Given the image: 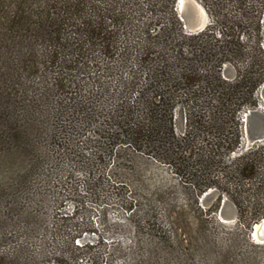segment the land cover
I'll return each mask as SVG.
<instances>
[{
	"label": "trees",
	"instance_id": "trees-1",
	"mask_svg": "<svg viewBox=\"0 0 264 264\" xmlns=\"http://www.w3.org/2000/svg\"><path fill=\"white\" fill-rule=\"evenodd\" d=\"M200 1L211 22L189 33L177 0H0V159L22 154L36 170L58 128L94 124L92 190L104 158L147 150L194 182L198 199L219 189L208 213L226 195L250 230L264 218V142L241 149L242 113L264 83V0ZM91 100L108 110L89 113ZM74 239L63 243L71 260L96 247Z\"/></svg>",
	"mask_w": 264,
	"mask_h": 264
},
{
	"label": "rangeland",
	"instance_id": "rangeland-1",
	"mask_svg": "<svg viewBox=\"0 0 264 264\" xmlns=\"http://www.w3.org/2000/svg\"><path fill=\"white\" fill-rule=\"evenodd\" d=\"M223 74L229 79L236 75L231 66ZM259 100L260 110L264 99ZM102 102H88L89 113L100 111L99 106L107 111ZM174 120L180 133L185 128L182 107L175 110ZM58 129L54 143L40 144L36 170L28 162L22 167V154L10 153L6 163L0 159V264H22L24 259L33 264H94L93 256L99 264H264V243L252 237L254 224L250 230L240 224L228 196L215 213H208L219 189L198 199L194 182L147 150L131 148L117 150L92 169L90 178L101 175L103 180L92 190L86 163L93 160L96 125ZM251 146L243 131L241 149ZM232 212V220L223 219ZM72 237L75 244L96 247L71 260L63 243Z\"/></svg>",
	"mask_w": 264,
	"mask_h": 264
},
{
	"label": "water",
	"instance_id": "water-1",
	"mask_svg": "<svg viewBox=\"0 0 264 264\" xmlns=\"http://www.w3.org/2000/svg\"><path fill=\"white\" fill-rule=\"evenodd\" d=\"M177 12L181 21L185 22L184 27L189 33H197L203 30L208 24V15L205 8L197 0H184L183 6H181V0H177ZM190 13H194L195 16L191 17ZM229 79V78H227ZM262 98H264V85L262 87ZM244 136L247 138L248 145L251 146L255 143L264 141V111L261 110H247L242 115ZM206 192L203 198L208 195ZM226 200L223 201V204ZM222 210V208H221ZM221 212V211H220ZM224 220H232L234 213L228 215H222ZM259 225L261 237H264V218L255 223L252 227V237H254L255 225ZM264 243V239H261Z\"/></svg>",
	"mask_w": 264,
	"mask_h": 264
},
{
	"label": "bare ground",
	"instance_id": "bare-ground-1",
	"mask_svg": "<svg viewBox=\"0 0 264 264\" xmlns=\"http://www.w3.org/2000/svg\"><path fill=\"white\" fill-rule=\"evenodd\" d=\"M183 4H184V0H181V6H183ZM254 237L256 238V240H258V241H261V239H264V237H261V232H260V227H259V225L257 224V225H255V230H254Z\"/></svg>",
	"mask_w": 264,
	"mask_h": 264
},
{
	"label": "flooded vegetation",
	"instance_id": "flooded-vegetation-1",
	"mask_svg": "<svg viewBox=\"0 0 264 264\" xmlns=\"http://www.w3.org/2000/svg\"><path fill=\"white\" fill-rule=\"evenodd\" d=\"M263 23H264V18H263ZM263 85H264V83H263ZM263 85H262V86H263ZM262 86H260V87H262ZM259 89H260V88H259ZM259 89H258V90H259ZM257 96H258V91H257ZM259 98H260L261 100L264 99V98H262V96H258V100H259ZM259 102H260V100H259ZM259 102H258V106H257L256 108L259 107V104H260ZM256 108H254V109H248V110H256ZM261 108H262V107H261ZM258 110H259V109H258ZM260 110H261V111H264V106H263V108L260 109Z\"/></svg>",
	"mask_w": 264,
	"mask_h": 264
}]
</instances>
